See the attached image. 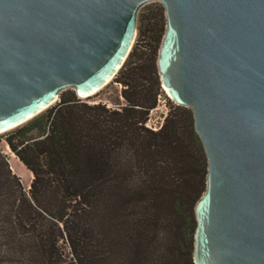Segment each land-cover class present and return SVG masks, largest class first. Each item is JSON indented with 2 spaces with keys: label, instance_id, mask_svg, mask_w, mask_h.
I'll return each instance as SVG.
<instances>
[{
  "label": "water",
  "instance_id": "obj_1",
  "mask_svg": "<svg viewBox=\"0 0 264 264\" xmlns=\"http://www.w3.org/2000/svg\"><path fill=\"white\" fill-rule=\"evenodd\" d=\"M150 2L166 17L162 87L207 158L194 264H264V0H0V133L114 78Z\"/></svg>",
  "mask_w": 264,
  "mask_h": 264
},
{
  "label": "trees",
  "instance_id": "obj_2",
  "mask_svg": "<svg viewBox=\"0 0 264 264\" xmlns=\"http://www.w3.org/2000/svg\"><path fill=\"white\" fill-rule=\"evenodd\" d=\"M154 19L139 15L141 39L114 79L123 106L68 89L8 132L32 180L26 189L0 152V264H194L207 158L182 107L146 126L162 85L164 10Z\"/></svg>",
  "mask_w": 264,
  "mask_h": 264
},
{
  "label": "rangeland",
  "instance_id": "obj_3",
  "mask_svg": "<svg viewBox=\"0 0 264 264\" xmlns=\"http://www.w3.org/2000/svg\"><path fill=\"white\" fill-rule=\"evenodd\" d=\"M162 10H164V7L160 2H150V3L143 5L139 9L138 17L139 15L145 14L147 20L153 21L155 20L154 18L157 17L158 19V17H160ZM164 15H165V11H164ZM138 17H137L136 34H135L132 48L141 39L139 35L140 29H139V24H138ZM115 77L116 75L107 84H105L99 90H97L96 92L88 96H79L76 90L72 88L69 90L74 91L77 97L80 98L81 101L87 103L88 105L104 103L110 108H118L125 104V100L121 96V91H122L123 86L115 82L114 80ZM58 101H59V96L56 102H54L51 106L55 105ZM176 106L182 107L186 116L189 113L193 115L192 110L190 108L176 104L169 97L168 93L164 90V88L161 85L160 94L158 95V98H157V106L149 112L146 126L152 130H158L160 126L164 123L167 115ZM9 131H12V129L0 133V152L8 157V162L10 165V169L12 170V173L17 175L20 178L22 184L24 185L26 189H29V186L32 180V174L25 167V165L16 157V155L11 151L10 147L8 146L6 142V138H7Z\"/></svg>",
  "mask_w": 264,
  "mask_h": 264
}]
</instances>
